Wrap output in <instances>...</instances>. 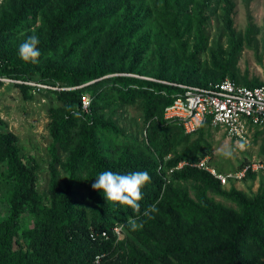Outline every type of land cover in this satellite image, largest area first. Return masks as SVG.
<instances>
[{
    "label": "trees",
    "instance_id": "trees-1",
    "mask_svg": "<svg viewBox=\"0 0 264 264\" xmlns=\"http://www.w3.org/2000/svg\"><path fill=\"white\" fill-rule=\"evenodd\" d=\"M166 1L177 14H184L195 2ZM147 3L148 0L0 3V56L4 61L0 75L62 89L40 94H58L62 103L61 108L50 109L51 162L46 189L40 190L38 164L24 152L19 137L0 117V264H264V194L248 197L232 188L226 197L239 211L213 204L204 192L192 198L186 182H196L216 192H221L222 185L209 172L196 167L184 166L168 173L184 161L196 163L204 158V153L197 150L180 153L171 141L170 127L185 133L163 118L165 108L173 101L171 95L178 89L130 76H152L139 71L137 58L133 57L135 66L128 70L124 55L123 67L115 70L112 66L120 64L117 55L133 42H138L133 48L138 58L150 47L149 14H133L135 8ZM123 13L126 25L108 39L105 53L99 54L94 63L78 62L94 52L91 46H85L88 37L108 31ZM184 17L189 18L188 14ZM179 31L177 28L179 39L190 33L191 21ZM33 35L39 40L41 55L37 63H25L18 56V47ZM188 77L189 80H176L163 71L152 78L201 87L225 80V75L219 80L200 82L192 81L193 73ZM257 86L262 85L248 87ZM18 87L26 97L33 96L32 87ZM83 94L91 98L88 113L82 111ZM119 101L141 103L145 140L123 136L105 113ZM69 106L80 112V118L66 110ZM63 155L67 156L64 162ZM105 170L149 173L151 181L142 189L140 214L114 210L107 206L102 193L92 190L93 180ZM256 176L249 173L246 177ZM157 200L155 218L144 217L143 209ZM136 216L144 227L132 232L127 221ZM25 218L29 221L25 222ZM118 227L121 237L115 233ZM97 257L99 263L95 261Z\"/></svg>",
    "mask_w": 264,
    "mask_h": 264
},
{
    "label": "rangeland",
    "instance_id": "rangeland-1",
    "mask_svg": "<svg viewBox=\"0 0 264 264\" xmlns=\"http://www.w3.org/2000/svg\"><path fill=\"white\" fill-rule=\"evenodd\" d=\"M145 13L151 19L150 47L138 58V53H133L138 42H133L117 55L120 64L112 65L115 70L123 67L124 55L127 58L125 70L135 66L133 57L137 58L139 71L152 75L147 78L165 71L168 77L176 80H189L188 74L193 73L192 81L196 82H200V79L219 80L225 75L224 79L244 86L264 85V0H195L184 14H177L166 0H148L143 8L137 7L133 11L134 15ZM186 14L189 17L187 19L184 17ZM124 17L125 13L116 20V25L102 35L88 37L85 46H91L94 52L86 55L87 60L78 62L94 63L99 54L105 53L108 39L126 25ZM188 21L192 23V31L179 39L176 29L180 28L181 33ZM32 32L35 34V29ZM201 46H204L203 49H200ZM68 62L71 63V59ZM51 107H62L58 94H33L29 98L18 84L0 85V117L8 124L9 131L19 137L24 152L30 153L38 164L40 190L46 189L50 177L51 142L48 127ZM104 111L115 121L123 136H132L137 141L146 139L145 118L140 102L125 104L119 101ZM169 131L171 141L177 145L180 153L190 150L204 153V158L208 157L210 164L220 173L242 169L245 159L264 160V131L252 130L242 138H236L226 130L211 125L190 135L175 127H170ZM220 148L231 149L232 158L226 159L218 154L217 149ZM66 157L63 155V162ZM61 174L65 176L62 166ZM185 186L194 199L204 192L213 204L239 211L226 194L235 188L248 197L261 196L264 194V175L244 177L240 181L230 180L222 185L221 192L206 189L196 182H186ZM24 221H29V218Z\"/></svg>",
    "mask_w": 264,
    "mask_h": 264
},
{
    "label": "built area",
    "instance_id": "built-area-1",
    "mask_svg": "<svg viewBox=\"0 0 264 264\" xmlns=\"http://www.w3.org/2000/svg\"><path fill=\"white\" fill-rule=\"evenodd\" d=\"M3 62L0 56V69L4 65ZM130 76L152 80L178 89L171 95L173 101L165 108L163 118L167 122L181 127L186 134L196 133L207 125L224 129L236 138H242L252 130L264 131V85L250 88L225 79L222 82L201 87L171 83L139 75ZM0 83L3 85L9 83L28 85L32 87V93L35 95L50 89L59 90L58 87L41 82L17 80L3 75H0ZM162 93L164 96H168L166 92ZM81 101L82 111L88 113L91 109V98L88 94H83ZM184 166L196 167L209 172L220 181L221 185H226L230 180L240 181L249 173L264 175L263 159L252 158L242 169L220 173L214 165L210 164L208 157L196 163L184 161L178 167L170 169L168 173L171 174ZM115 233L121 237V228H116ZM95 261L99 263L100 257H97Z\"/></svg>",
    "mask_w": 264,
    "mask_h": 264
},
{
    "label": "clouds",
    "instance_id": "clouds-1",
    "mask_svg": "<svg viewBox=\"0 0 264 264\" xmlns=\"http://www.w3.org/2000/svg\"><path fill=\"white\" fill-rule=\"evenodd\" d=\"M38 44L39 40L35 35L23 41L18 47L20 60L25 63H37L41 55ZM66 110L72 112V115L76 118H80L81 116L80 112L75 111L71 106L67 107ZM217 152L226 159H230L233 156V151L229 148H220L217 149ZM93 181L91 184L92 190L103 194V199L106 201L107 206H111L114 210L121 208L140 214V202L144 199L142 189L150 183L151 177L147 171H133L120 174L105 170L100 172ZM158 203L159 200L145 207L142 215L148 219H154L153 214L158 212ZM127 226L130 231L136 232L144 227V222L140 220L139 216H136L128 219Z\"/></svg>",
    "mask_w": 264,
    "mask_h": 264
}]
</instances>
